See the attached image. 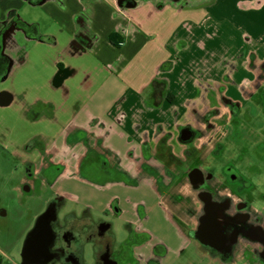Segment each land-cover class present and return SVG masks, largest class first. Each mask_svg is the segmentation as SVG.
Instances as JSON below:
<instances>
[{
    "label": "crops",
    "instance_id": "crops-1",
    "mask_svg": "<svg viewBox=\"0 0 264 264\" xmlns=\"http://www.w3.org/2000/svg\"><path fill=\"white\" fill-rule=\"evenodd\" d=\"M7 28L14 42L7 36L1 48L10 67L0 74V145L33 163L31 188L49 187L62 209L85 192L99 200L81 176L101 158L128 175L127 195L151 184L171 192L165 177L186 159L180 131L196 128L191 112L245 105L262 86L264 0H0V32ZM114 198L108 210L126 208Z\"/></svg>",
    "mask_w": 264,
    "mask_h": 264
},
{
    "label": "rangeland",
    "instance_id": "rangeland-1",
    "mask_svg": "<svg viewBox=\"0 0 264 264\" xmlns=\"http://www.w3.org/2000/svg\"><path fill=\"white\" fill-rule=\"evenodd\" d=\"M8 37L9 46H12L14 38L12 35ZM261 68L264 70L263 66ZM258 84L262 85L260 92L247 103L248 109L253 112L250 113L249 123L239 130L240 136L253 138L249 153L242 156L241 170L251 174L255 183L264 179V175L261 176L264 173V71L259 75ZM3 87L11 90L12 81H6ZM256 105L261 108H256ZM1 117L6 120L11 115L4 113ZM190 119V125L196 127L199 137L193 144L187 145L186 159L176 163V168L169 172L170 179L169 176L165 177L168 183L174 184L171 192L161 190L157 185L156 193L151 184V190L144 185V188L149 189H146L148 193L143 189L144 192L139 194L127 195L123 189L131 186V182L122 170L111 169L103 158L91 161V165L89 161L86 162L81 181L89 184L95 194L96 190L100 192L99 200H94L91 193L85 192L80 194V203H68L59 213L61 223L70 212H77L87 220L88 228H84L87 237L84 236L78 242L80 250L77 264H97L96 253L106 251L112 252L118 264H164L168 260H177V264H211L188 234L186 222L190 218V211L185 203L192 195L188 173L193 166L198 165L202 169L219 168L214 166L219 161H213L212 154L215 143L221 140L224 127L231 119V112L226 107L207 113L193 111ZM39 129L36 127L35 131ZM19 133L22 139V127ZM238 145L242 151L243 142ZM7 148V145L6 148L0 145V264H23L28 236L35 228L37 218L48 210L49 199L53 194L49 187L25 189L21 182L24 165L15 160ZM232 153H227V157L230 158ZM16 168L18 173H14ZM107 189H111L110 192L105 191ZM113 196H116L114 199L119 205L121 202L126 208L121 205L120 211H117V205L114 204L108 210L105 201ZM85 205H94V208L88 210ZM124 210L128 213L125 217L121 214ZM99 224L106 227L101 230ZM57 264L69 263L61 260Z\"/></svg>",
    "mask_w": 264,
    "mask_h": 264
},
{
    "label": "flooded vegetation",
    "instance_id": "flooded-vegetation-1",
    "mask_svg": "<svg viewBox=\"0 0 264 264\" xmlns=\"http://www.w3.org/2000/svg\"><path fill=\"white\" fill-rule=\"evenodd\" d=\"M10 30L7 28L0 32V74L2 69L10 67L9 59L1 51L4 38L10 36ZM256 108L260 109L261 106L256 105ZM229 109L231 119L224 127L221 140L215 143L212 154L213 161L220 162L214 163V166L219 168L202 169L198 165L193 166L188 173L192 189V195L185 203L190 211V218L186 222L189 227L188 234L211 264H264V179L255 183L251 174L241 170L242 156L249 153L253 138L240 136L239 130L248 125L250 113L253 112L248 109L247 104H231ZM187 127L189 126L180 131L181 142L182 131ZM191 129L194 131L193 140L187 144H193L199 137L198 132ZM240 142L244 145L242 151L238 145ZM29 148L30 146L27 147ZM239 151L241 152L238 155ZM229 152H233L230 158L227 157ZM21 163L24 165V179L21 182L25 189H30V181H34L33 163ZM193 171L198 175L191 179L190 173ZM262 175L264 173H261ZM62 205L61 199L49 203L48 210L37 219L35 228L26 242L27 244L42 240L46 230L51 229L55 237V243L50 248L52 261L45 262V257L40 254H32L28 261L37 264H57L61 260L69 264L78 263V242L84 236L87 237L84 229L88 228L87 220L84 224H67L65 220L61 223L59 213ZM48 216L50 217L47 221ZM103 225L99 224L98 227L102 230ZM107 252L113 259L112 252ZM106 253L100 257V264H103L101 258Z\"/></svg>",
    "mask_w": 264,
    "mask_h": 264
},
{
    "label": "water",
    "instance_id": "water-1",
    "mask_svg": "<svg viewBox=\"0 0 264 264\" xmlns=\"http://www.w3.org/2000/svg\"><path fill=\"white\" fill-rule=\"evenodd\" d=\"M193 136H194V131L190 128L187 127L186 129H184L182 131V140L183 143H189L193 140ZM201 172V171H200ZM198 175V173L196 171H193L190 173V178L193 179L194 176ZM50 216H48L47 221L49 219ZM50 226V224L48 225V227ZM106 226H102V230L105 228ZM50 228V227H49ZM46 235L42 240H36L33 243H27L25 245V249L23 251V264H37V262H30L28 261L29 257L32 256V254H40V256L45 257V262H50L53 259V254L51 253L50 248L53 246V244L55 243V237H54V233L51 229H47L46 230ZM103 264H118L117 262H115L112 258L110 253H106L102 258H101Z\"/></svg>",
    "mask_w": 264,
    "mask_h": 264
},
{
    "label": "trees",
    "instance_id": "trees-1",
    "mask_svg": "<svg viewBox=\"0 0 264 264\" xmlns=\"http://www.w3.org/2000/svg\"><path fill=\"white\" fill-rule=\"evenodd\" d=\"M33 4H39L41 0H30ZM20 27L22 28V30H24L25 32L31 34L33 37H35V39L43 41V42H47V43H53L54 40L52 38L46 37V36H42L39 34L37 28L35 26H30L27 24H20ZM115 36L113 35L111 37L112 43L114 46L116 47H120L121 44H119L118 42H115ZM161 84L155 83V91H156V95H158L160 93V86ZM67 224H71V223H82L84 224L85 222V218H78L75 215H68L67 218L65 219ZM34 230V229H33ZM33 231L30 232L29 236L31 235ZM107 252V251H106ZM105 252V253H106ZM104 253H100L97 252L96 256H97V264H100V257L103 255Z\"/></svg>",
    "mask_w": 264,
    "mask_h": 264
}]
</instances>
